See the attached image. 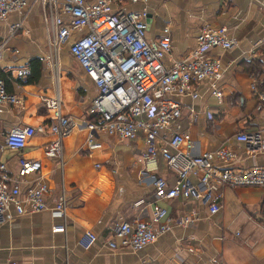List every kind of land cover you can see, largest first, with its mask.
I'll return each instance as SVG.
<instances>
[{
    "label": "crops",
    "instance_id": "0c3cea01",
    "mask_svg": "<svg viewBox=\"0 0 264 264\" xmlns=\"http://www.w3.org/2000/svg\"><path fill=\"white\" fill-rule=\"evenodd\" d=\"M129 7L147 11L150 37L158 35L164 25L169 26V62L194 46L201 25L226 27L235 45L208 52L219 57L223 69L213 84L221 97L211 93L209 80L197 84L196 97L177 96L181 116L170 122L164 133H188V150L192 153L228 147L235 153L229 163L232 167L264 165L262 151L250 154L234 137L238 131L264 129V0H147ZM32 9L21 30L8 39V47H17L19 53L3 51L0 73L8 66L29 64L30 59L48 51L46 23L39 6ZM9 17L7 25L18 14ZM25 78L5 79L6 89L18 99L0 104V162H5L9 171L16 168L17 154L4 145L3 134L15 125L49 123L52 113L43 105V97L58 93L61 113L75 117L79 123L93 118L87 108L96 86L71 57L67 43L60 48L56 73L41 61L38 79L26 82ZM86 134L84 125L74 127L62 139L60 157L44 154L43 146L54 137L48 130L35 131L27 138L20 152L41 162L39 172L48 186L44 195L47 207L15 215L0 224V264L9 258L18 264H264V186H222L221 206L211 214L206 204L184 193L171 199L159 197L153 179L162 177L171 186L175 176L160 156L157 170L142 169L138 161L144 148L141 138L118 139L99 132L95 138L100 146L89 150ZM179 147L188 148L184 141ZM215 165L226 163L217 161ZM34 175L28 174L27 178ZM24 187L22 184V190ZM60 195L66 201L64 220L51 213ZM140 197L164 206L167 217L194 212L196 218L189 225L172 226L140 250L107 248L101 238L114 222L135 216L149 218V205H132ZM63 221V231L52 230ZM85 230L98 236L87 248L78 243Z\"/></svg>",
    "mask_w": 264,
    "mask_h": 264
},
{
    "label": "built area",
    "instance_id": "2783aa9c",
    "mask_svg": "<svg viewBox=\"0 0 264 264\" xmlns=\"http://www.w3.org/2000/svg\"><path fill=\"white\" fill-rule=\"evenodd\" d=\"M147 0H0V24L12 14L18 18L9 22L8 34L0 39V60L3 51L18 55L17 47H8L7 41L23 27L29 5L39 6L47 26L48 51L39 56L56 73L59 53L63 44L78 65L92 78L97 92L88 105L93 118H84L79 123L75 117L60 111L58 93L42 98L43 105L51 110L49 123L15 125L3 134L4 145L16 152V168L9 171L5 162H0V224L15 215L42 210L47 207L44 198L47 183L40 174L41 162L20 152L35 131L51 132L54 137L44 146V154L60 157L62 139L78 125L87 129L86 147L98 148L100 142L95 134L104 132L118 139L141 138L144 148L138 161L144 171L157 170L158 156L174 174L175 181L167 186L162 177H155L153 184L161 198L171 199L180 193L192 196L206 204L209 213L221 206V187L238 185L264 186V165L232 167L235 156L232 149L219 146L200 153L190 152L188 133L172 130L165 134L167 126L181 116L182 105L177 96L198 95L196 86L209 80L211 93L220 98L221 91L214 82L222 74L217 56H210L211 49H230L236 41L227 33L226 27L200 26L194 46L181 57L167 61L171 49L170 29L164 25L154 37L147 34V11L130 8L129 5ZM28 10V12H27ZM0 104L14 103L18 97L5 87V79L21 80L30 73L28 63L8 66L1 70ZM235 139L245 144L250 154H264V129L238 131ZM185 142L187 149L179 147ZM223 161L225 166H216ZM35 174L31 179L28 174ZM193 179L195 181H193ZM25 184L22 190L21 185ZM133 206L149 205L150 216L143 219L116 221L101 242L110 249L127 247L136 251L152 243L159 234L172 226L189 225L196 215L182 213L167 217V209L157 201L140 197ZM51 213L65 219L66 201L60 195L54 202ZM264 212V198H263ZM264 224V221H263ZM65 221L52 227L63 231ZM98 239L90 230H85L78 243L87 248ZM5 264H18L7 259ZM25 264H33L27 262Z\"/></svg>",
    "mask_w": 264,
    "mask_h": 264
},
{
    "label": "trees",
    "instance_id": "16d2710c",
    "mask_svg": "<svg viewBox=\"0 0 264 264\" xmlns=\"http://www.w3.org/2000/svg\"><path fill=\"white\" fill-rule=\"evenodd\" d=\"M29 65H30V73L26 76L25 80L26 82H35L40 75L41 61L39 60L38 57H35L30 59ZM0 76H2V73H0Z\"/></svg>",
    "mask_w": 264,
    "mask_h": 264
},
{
    "label": "rangeland",
    "instance_id": "374dc122",
    "mask_svg": "<svg viewBox=\"0 0 264 264\" xmlns=\"http://www.w3.org/2000/svg\"><path fill=\"white\" fill-rule=\"evenodd\" d=\"M35 6H37V5H35V4H30L28 10H29L30 8H31V9L29 10V12H28V10H27V12L30 13V11L33 10L32 8H34ZM26 17H27V15H26ZM9 18H10V17H9ZM9 18H8V19H9ZM8 19H7V21H8ZM5 23H6V21L0 24V34H2L1 37H2L3 35H5V34H8V32H9V30H8V25L5 24ZM24 28H25V27H24ZM20 30H21V29H20ZM21 33H22V31H20L18 34H21ZM18 34H17V35H18ZM1 37H0V38H1ZM11 42H14V39H13Z\"/></svg>",
    "mask_w": 264,
    "mask_h": 264
},
{
    "label": "water",
    "instance_id": "95a60500",
    "mask_svg": "<svg viewBox=\"0 0 264 264\" xmlns=\"http://www.w3.org/2000/svg\"><path fill=\"white\" fill-rule=\"evenodd\" d=\"M149 20V14L147 15V21Z\"/></svg>",
    "mask_w": 264,
    "mask_h": 264
}]
</instances>
